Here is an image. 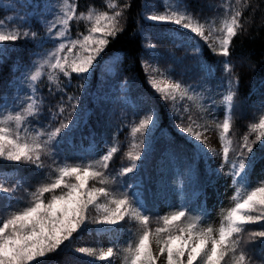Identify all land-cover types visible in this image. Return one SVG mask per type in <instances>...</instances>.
<instances>
[{
  "label": "snow or ice",
  "instance_id": "6c2138e0",
  "mask_svg": "<svg viewBox=\"0 0 264 264\" xmlns=\"http://www.w3.org/2000/svg\"><path fill=\"white\" fill-rule=\"evenodd\" d=\"M0 13V264H264V79L242 95L237 50L264 0ZM129 31L139 74L112 47Z\"/></svg>",
  "mask_w": 264,
  "mask_h": 264
},
{
  "label": "trees",
  "instance_id": "16d2710c",
  "mask_svg": "<svg viewBox=\"0 0 264 264\" xmlns=\"http://www.w3.org/2000/svg\"><path fill=\"white\" fill-rule=\"evenodd\" d=\"M2 3H7L8 0H0ZM83 3L84 0H81ZM137 4L143 3V0H136ZM218 2V0H216ZM3 13H0L2 15ZM259 23V21H257ZM134 27V25H131ZM255 38H248L245 37L243 40V44L241 47H238V52H242L245 56H247L249 53L253 54L251 56V59L256 62V67L254 70H249L247 65L240 69L241 72V93L242 95L247 96L249 92L255 87L258 88L260 86V83L262 79H264V66L261 65V61L264 60V32L261 33H253ZM131 34L129 31V34L126 35L123 39H120L118 42H115L112 46L114 49L121 50L122 55H128L130 59V63L134 66V71H136L138 74L142 73V70L140 68L139 62L137 60V56L140 52V48L138 47L139 40L130 43ZM17 51H20L19 49ZM27 53H25V56ZM10 75L9 66L6 65L3 68H0V83L3 82V79H7ZM106 75L103 72L98 71L97 73V79L100 81H104L106 79ZM145 88L148 86L145 84ZM103 84L101 85V88H103ZM251 99H256V96H252ZM91 103H95V98H91ZM134 102V101H133ZM130 111V109H129ZM118 115V112H117ZM166 123V121H165ZM165 132H168V129L165 128ZM121 141L125 140V135L122 133L119 137ZM161 143L156 148L154 156L150 159L146 166L147 172H155L161 169V166L165 165L167 163L166 157L168 156L167 152H163L162 148L164 145V138H160ZM85 242L94 244V240L92 238H85ZM97 264H106L104 261H97Z\"/></svg>",
  "mask_w": 264,
  "mask_h": 264
},
{
  "label": "rangeland",
  "instance_id": "374dc122",
  "mask_svg": "<svg viewBox=\"0 0 264 264\" xmlns=\"http://www.w3.org/2000/svg\"><path fill=\"white\" fill-rule=\"evenodd\" d=\"M209 196H210V200H211V193H209ZM106 241V239L104 240V242ZM117 263H118V261H117Z\"/></svg>",
  "mask_w": 264,
  "mask_h": 264
}]
</instances>
